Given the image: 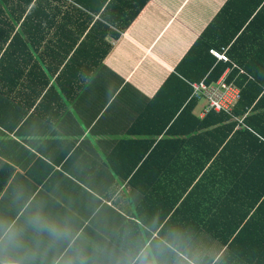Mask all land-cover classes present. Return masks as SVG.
Listing matches in <instances>:
<instances>
[{
	"label": "crops",
	"instance_id": "0c3cea01",
	"mask_svg": "<svg viewBox=\"0 0 264 264\" xmlns=\"http://www.w3.org/2000/svg\"><path fill=\"white\" fill-rule=\"evenodd\" d=\"M229 1L33 0L0 20V264L219 262L234 198L199 148L208 100L176 69L209 27L227 41ZM256 14L237 60L264 77V0ZM229 60L219 80L252 78Z\"/></svg>",
	"mask_w": 264,
	"mask_h": 264
},
{
	"label": "trees",
	"instance_id": "16d2710c",
	"mask_svg": "<svg viewBox=\"0 0 264 264\" xmlns=\"http://www.w3.org/2000/svg\"><path fill=\"white\" fill-rule=\"evenodd\" d=\"M32 2L33 0H0V20H29L32 15L26 10ZM245 3L247 5L243 11L238 0L229 1L216 19V23L228 19L236 9L240 14L243 12L241 23L235 27L231 26L227 41L223 39L214 44L210 34L215 32L210 31L209 27L176 69V73L184 77L180 83L189 90L186 98L188 99L194 93L193 84L205 80L208 84L214 83L230 67L228 64H217L210 50L213 47L221 50L235 40L229 51L227 50L228 56L252 77H237L239 70L235 69L227 79L228 82L235 81L241 89V99L233 112L225 114L212 111L199 121V148L212 150L211 155L204 158V166H208L213 160L211 168L208 169L210 173L218 177L223 173L222 178L225 175L228 177L230 188L226 198H234L235 203L231 220H222L219 217V220H222L220 225L224 229V235L215 236V239L226 250L217 264H264V77L260 74L256 76L251 70V65L246 63L250 52L244 62L237 60L240 53L247 51V47L242 43L258 28V14L254 15L258 9V0H245ZM37 4H40V1ZM249 5L250 10L247 12ZM141 9L135 13L137 16ZM256 54L258 57V53ZM177 78L172 75L170 81ZM195 104L191 101L187 106V113L193 112ZM187 113L179 116L184 118ZM203 168L202 166L201 169ZM201 169L196 171L194 178L201 173ZM203 177L204 173L190 191L191 195L206 185V176ZM219 185L223 186L222 179L219 180ZM168 252L162 264H174L177 261L178 254L173 250Z\"/></svg>",
	"mask_w": 264,
	"mask_h": 264
},
{
	"label": "built area",
	"instance_id": "2783aa9c",
	"mask_svg": "<svg viewBox=\"0 0 264 264\" xmlns=\"http://www.w3.org/2000/svg\"><path fill=\"white\" fill-rule=\"evenodd\" d=\"M212 56L220 62L229 63L230 60L227 56V49L221 50L212 48ZM194 95L198 98L205 97L208 100V108L206 112H226L231 114L234 110L235 104L241 99V91L234 84L228 83L226 80L221 79L215 83L208 84L202 82L194 84Z\"/></svg>",
	"mask_w": 264,
	"mask_h": 264
}]
</instances>
